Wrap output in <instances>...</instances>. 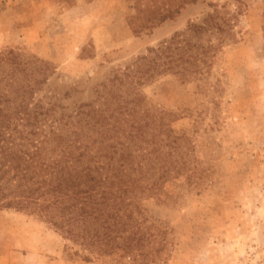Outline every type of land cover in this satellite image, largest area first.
<instances>
[{"label": "rangeland", "instance_id": "rangeland-1", "mask_svg": "<svg viewBox=\"0 0 264 264\" xmlns=\"http://www.w3.org/2000/svg\"><path fill=\"white\" fill-rule=\"evenodd\" d=\"M132 5L0 0V50L41 60L50 89L71 92L63 102L75 108L175 34L181 47L207 48L199 67L175 49L170 70L137 83L143 108L165 115L182 138L176 160L184 165L176 176L157 172L160 190L139 200L155 235L144 250H160L151 264H264V0H195L139 37L128 24ZM191 23L203 33L188 35ZM84 254L37 216L0 210V264H146Z\"/></svg>", "mask_w": 264, "mask_h": 264}, {"label": "trees", "instance_id": "trees-1", "mask_svg": "<svg viewBox=\"0 0 264 264\" xmlns=\"http://www.w3.org/2000/svg\"><path fill=\"white\" fill-rule=\"evenodd\" d=\"M130 1L135 13L128 24L139 37L195 0ZM203 30L197 23L187 29L188 35ZM179 37L149 47L75 108L63 102L71 92L61 97L58 87L50 89L41 60L0 50V210L37 216L82 247L84 260L119 254L133 263L156 262L160 250H144L155 235L143 227L139 200L160 190L159 180L151 181L157 172L164 178L184 169L176 160L182 138L165 115L143 108L137 83L170 70L175 49L199 67L207 48L181 47Z\"/></svg>", "mask_w": 264, "mask_h": 264}]
</instances>
